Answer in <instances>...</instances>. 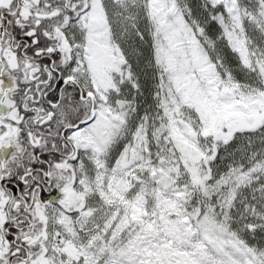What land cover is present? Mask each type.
Here are the masks:
<instances>
[{"label": "snow or ice", "instance_id": "6c2138e0", "mask_svg": "<svg viewBox=\"0 0 264 264\" xmlns=\"http://www.w3.org/2000/svg\"><path fill=\"white\" fill-rule=\"evenodd\" d=\"M0 264H264V0H0Z\"/></svg>", "mask_w": 264, "mask_h": 264}]
</instances>
